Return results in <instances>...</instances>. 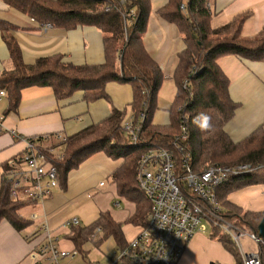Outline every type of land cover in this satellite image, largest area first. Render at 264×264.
<instances>
[{"label": "trees", "instance_id": "trees-1", "mask_svg": "<svg viewBox=\"0 0 264 264\" xmlns=\"http://www.w3.org/2000/svg\"><path fill=\"white\" fill-rule=\"evenodd\" d=\"M5 5L26 15L39 26L71 30L94 27L103 36L104 62L99 65L63 63L59 56L41 58L32 65L23 62L17 42L3 35L10 59V69L0 73V90L7 95V112L16 111L20 92L29 87L50 88L57 100L82 92L86 102L106 99L108 83L127 84L132 89L130 112L135 120L142 115L138 143L131 145L120 124L125 112L113 109L102 122L68 137L61 159L52 160L59 185L65 186L67 175L91 156L103 153L112 160H122L111 176L116 193L134 205V213L124 222L146 226L150 203L136 182L137 162L151 145L173 150V141L185 129L183 145L191 158V169L200 174L213 165L260 166L249 174L234 176L218 187L216 200L221 215L242 231L257 234L264 212H243L227 201V196L245 187L264 183V131L258 128L238 143H232L223 128L238 107L228 93L229 80L218 65L223 57L233 56L247 61L264 62V26L253 39H241L243 23L250 12L237 14L230 22L211 28L209 0H168L158 11L166 22L173 24L182 37L184 48L177 54L173 73L176 93L168 111V126L153 125L157 110V94L164 75L143 45L149 0H2ZM183 7V8H182ZM108 9V10H107ZM132 13V15H129ZM17 29L0 21L3 34ZM177 155V153H175ZM6 164L0 175V223L6 221L15 231H22L32 222L22 218L19 210L32 201L12 202L5 179ZM108 212H101L87 227H72L66 236L78 254L90 243L100 248L113 240L116 250H124L126 242L122 226ZM229 252L236 264H243L241 255L227 234L213 228L209 235ZM263 246H260L264 264ZM124 264H132L125 260Z\"/></svg>", "mask_w": 264, "mask_h": 264}, {"label": "crops", "instance_id": "crops-1", "mask_svg": "<svg viewBox=\"0 0 264 264\" xmlns=\"http://www.w3.org/2000/svg\"><path fill=\"white\" fill-rule=\"evenodd\" d=\"M149 2L150 13L146 31L142 36L143 45L163 73L164 79L173 80L177 54L184 48L183 40L177 28L158 15V11L168 0ZM207 5L213 29L227 24L237 14L246 11L250 12V15L242 25L241 39L256 38L264 26V0H209ZM0 21L17 27L6 34L0 31V73L11 68L3 35L10 36L17 42L22 60L27 65L51 56H59L63 63L75 66L99 65L104 62L103 36L94 27H77L71 30L50 26L44 28L26 15L8 8L2 0ZM218 65L229 80V97L238 105L233 117L223 128L235 144L258 128L264 131V62L227 56L220 58ZM105 93L107 100L99 99L88 103L84 100L82 92H76L65 100H57L50 88L29 87L20 92V101L14 112L6 111L7 95L2 98L0 175L8 160L24 152L27 140L48 136V141L42 142L41 145L55 144L58 141L57 136L68 138L98 124L104 121L113 109L125 112V118L131 115L129 105L132 101V89L129 85L111 82L106 85ZM170 106L171 104L166 105L164 101L158 100L153 125L168 126ZM121 164V159L112 160L103 153L95 154L76 170L68 173L65 186L58 184L44 201L29 203L19 210L22 218L32 222L31 226L18 232L3 220L0 223V264H33L28 254L44 239L45 227L50 236L57 238L59 247L70 250L73 245L66 239L69 229L63 226L65 221L77 218L81 227H87L97 220L101 212H108L114 219L113 209L104 199L99 198L105 194L101 193L98 197H91V194L96 191L95 186L102 185L104 180L110 181V190L115 189L111 176ZM227 201L243 212H264V183L232 192L227 196ZM26 206L29 210L23 214ZM136 227L139 230L141 228ZM139 230L133 236H136ZM122 232L124 235L123 226ZM204 235L193 236L177 264H236L233 256L219 242ZM112 244L113 248L110 247L107 253L102 254L103 256L94 255L92 260L87 257L90 252L86 249V244L83 253H80V260H64L62 264H111V255L117 251L114 242Z\"/></svg>", "mask_w": 264, "mask_h": 264}, {"label": "built area", "instance_id": "built-area-1", "mask_svg": "<svg viewBox=\"0 0 264 264\" xmlns=\"http://www.w3.org/2000/svg\"><path fill=\"white\" fill-rule=\"evenodd\" d=\"M123 2L119 1L120 4ZM41 27L48 28L49 25ZM5 96V90H0V100ZM141 117L135 122L131 114L120 124L131 145L138 143ZM57 138V143L47 145L41 143L48 141V136L27 140L24 152L6 162L5 179L12 202H42L58 186L57 170L52 160L62 158L67 138ZM186 141L185 129L181 128L180 135L173 141V150L151 145L138 160L135 179L150 203L146 226L140 228L124 250L111 255V264L125 260L132 264H177L193 236L207 231L211 234L214 227L230 236L239 247L243 264H262L261 252L246 251L241 244V238L246 236L260 250V246L264 248L261 238L228 222L221 215L216 200L219 186L260 166L213 165L195 174L191 169V158L184 151ZM63 226L70 229L80 226V222L77 218H70ZM44 232V239L28 254L33 264H62L64 260L78 256L74 248L69 251L59 248L57 238L50 236L46 227Z\"/></svg>", "mask_w": 264, "mask_h": 264}, {"label": "rangeland", "instance_id": "rangeland-1", "mask_svg": "<svg viewBox=\"0 0 264 264\" xmlns=\"http://www.w3.org/2000/svg\"><path fill=\"white\" fill-rule=\"evenodd\" d=\"M175 91H176L175 83L173 82V80L172 79H167V80L164 79L162 86L159 89L158 94H157V102H158V100H162L165 102L166 105L171 104V102L174 99V95L176 93ZM164 117L166 118V114H164ZM100 186H102V187H100ZM100 186L99 185L95 186L96 191L91 194V197H93L94 195H95V197H98V195H100L101 193H104L105 195L100 196L99 198L104 199V201L108 204V206L110 205L109 207L113 209L114 219H116L120 222L126 221V219L133 212V204L124 201V199L121 198L116 193V190L114 188H113V190H110L112 188L110 181L107 182L106 180H104V181H102V185H100ZM115 200L117 202H115ZM118 202H119L118 207H120V208H116L117 207L116 203H118ZM113 206H115V207H113ZM25 208H27V209L23 210V214H24V212L27 213L29 210L28 206H26ZM228 222H230V221H228ZM124 225L125 224H123L125 240L131 241L135 237L133 235L136 234V232L139 230V228L136 226L128 225V224L125 225V228H124ZM243 232H247V231H243ZM203 234H205L204 236L209 238V236H208V235H210L209 231H207L206 233H203ZM60 242H62V241L60 240ZM68 242H70V241H68ZM112 242H113V240H107L102 245V247H100L98 249L94 248L90 243L87 244L86 249L89 250V252H90V254L87 256L89 258V260H92L94 255L103 256L102 254L107 253V251H109L110 247L113 248ZM241 244H242L244 250H246V251H255V252L260 253V250L258 249V247L254 243L250 242L246 236H243L241 238ZM59 248H61V247H59ZM237 248L240 252V249L238 246H237ZM63 250H65V249H63ZM66 251H69V250H66ZM263 256H264V250H263ZM77 260H80V254H78V256L74 258L75 262H77ZM71 261H73V260H71ZM68 262H70V261H68Z\"/></svg>", "mask_w": 264, "mask_h": 264}, {"label": "water", "instance_id": "water-1", "mask_svg": "<svg viewBox=\"0 0 264 264\" xmlns=\"http://www.w3.org/2000/svg\"><path fill=\"white\" fill-rule=\"evenodd\" d=\"M257 235L261 238L264 244V217L261 219L257 226Z\"/></svg>", "mask_w": 264, "mask_h": 264}]
</instances>
